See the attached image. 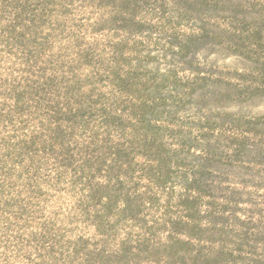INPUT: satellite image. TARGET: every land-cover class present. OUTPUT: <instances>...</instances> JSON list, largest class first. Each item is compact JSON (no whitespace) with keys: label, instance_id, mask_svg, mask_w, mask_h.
Returning a JSON list of instances; mask_svg holds the SVG:
<instances>
[{"label":"rangeland","instance_id":"1","mask_svg":"<svg viewBox=\"0 0 264 264\" xmlns=\"http://www.w3.org/2000/svg\"><path fill=\"white\" fill-rule=\"evenodd\" d=\"M0 264H264V0H0Z\"/></svg>","mask_w":264,"mask_h":264}]
</instances>
